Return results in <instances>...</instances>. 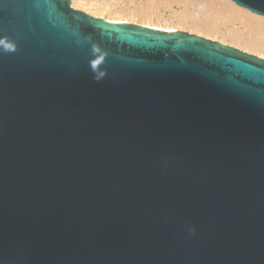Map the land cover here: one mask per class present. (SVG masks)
<instances>
[{
  "label": "water",
  "instance_id": "95a60500",
  "mask_svg": "<svg viewBox=\"0 0 264 264\" xmlns=\"http://www.w3.org/2000/svg\"><path fill=\"white\" fill-rule=\"evenodd\" d=\"M0 264H264V58L0 0Z\"/></svg>",
  "mask_w": 264,
  "mask_h": 264
},
{
  "label": "rangeland",
  "instance_id": "374dc122",
  "mask_svg": "<svg viewBox=\"0 0 264 264\" xmlns=\"http://www.w3.org/2000/svg\"><path fill=\"white\" fill-rule=\"evenodd\" d=\"M91 1L93 2L94 5H98V6L106 5L104 6L105 10L98 9L96 8V6L93 5L90 6V9L88 11H86L83 8L74 7L72 4L71 5L72 7L76 9H80L89 14H92L93 11L102 12L103 10L102 13L104 15H113V16L131 15V17H133V19L136 21H139L142 16L140 10L145 9L147 11L142 10V14L145 15V12H147L146 17H149L148 19L150 21L154 23H159L161 25H176L175 21H177L176 19L179 16L185 17L188 14L189 16H192L190 17L191 20H193L194 17L196 20L199 21H203V20L209 21L216 24L222 31L228 30L231 33L235 32L240 35L250 34V36L253 37L260 35L259 37L256 38H258V40L261 39L260 41H263L262 40L263 36L261 34H256L254 32L252 33L251 32L252 30L251 31L248 30L251 29L250 26L249 27L247 26L248 24L246 23L243 24L242 20L240 21V19L239 20L238 18L236 19L235 16H230L228 13L225 14V12L219 11L217 9L215 10V8H211L210 6H208V2L206 0H91ZM182 14H184V16H181ZM189 16L187 18H189ZM182 31L195 33L204 36L206 38H210L212 40H217L222 42L219 38L208 37L203 34H199L194 30H189V28H183ZM229 45L234 46L232 44ZM234 47L245 51L240 47L237 46ZM249 53L259 56L258 54L253 52H249Z\"/></svg>",
  "mask_w": 264,
  "mask_h": 264
},
{
  "label": "bare ground",
  "instance_id": "6f19581e",
  "mask_svg": "<svg viewBox=\"0 0 264 264\" xmlns=\"http://www.w3.org/2000/svg\"><path fill=\"white\" fill-rule=\"evenodd\" d=\"M208 2V6H210L211 8H215V10H219L222 12L228 13L230 16H235V18L238 20L240 19V21L242 20L243 24H248L247 26L251 29L248 30H252L251 32L256 33V34H261L263 37V41L258 40L259 36H250L249 35H240L238 33H231L230 31L226 30V31H222L216 24L209 22V21H199L196 20L193 17V20L189 18H187L188 16L186 15L185 17H178L175 21L176 25H161L159 23H154L152 21H150L148 18L146 17V13L145 9H141V18L139 21H136L133 19V17H131V15L129 16H113V15H104L102 12L103 10H105L106 5L104 6H98V5H94L93 2L91 0H71V4L74 7H80L85 9L86 11H88L90 9V6H96V8L98 9H103L102 12H97V11H93L92 14L98 15L99 17H103L107 20L110 21H125V22H138L139 24H144L147 26H151L154 28H160V29H165V30H182L183 28H189V30H194L195 32L199 33V34H203L205 36L208 37H216L219 38L223 43L226 42V44H232L234 46L240 47L242 49H244L245 51L248 52H253L258 54L259 56H263L264 57V16L258 15V14H253L251 13V11H249L246 8L240 7L238 5H234V3L230 0H206ZM142 10H145V15L142 14ZM218 11V12H219ZM143 12V13H144ZM221 12V13H222ZM228 15V16H229ZM181 16H184V14H182ZM206 20V19H205ZM241 32V31H240ZM262 57V58H263Z\"/></svg>",
  "mask_w": 264,
  "mask_h": 264
}]
</instances>
